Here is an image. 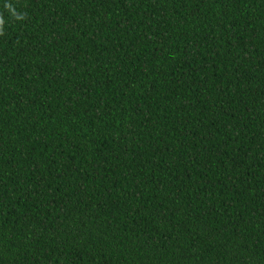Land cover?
Wrapping results in <instances>:
<instances>
[{"label":"trees","instance_id":"obj_1","mask_svg":"<svg viewBox=\"0 0 264 264\" xmlns=\"http://www.w3.org/2000/svg\"><path fill=\"white\" fill-rule=\"evenodd\" d=\"M0 264H264V0H0Z\"/></svg>","mask_w":264,"mask_h":264}]
</instances>
